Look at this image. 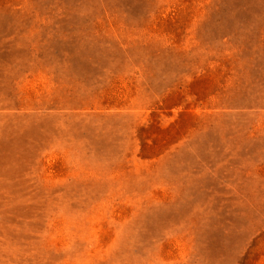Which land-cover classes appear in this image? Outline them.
<instances>
[{
    "label": "rangeland",
    "instance_id": "1",
    "mask_svg": "<svg viewBox=\"0 0 264 264\" xmlns=\"http://www.w3.org/2000/svg\"><path fill=\"white\" fill-rule=\"evenodd\" d=\"M0 264H264V0H0Z\"/></svg>",
    "mask_w": 264,
    "mask_h": 264
}]
</instances>
